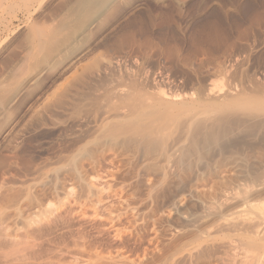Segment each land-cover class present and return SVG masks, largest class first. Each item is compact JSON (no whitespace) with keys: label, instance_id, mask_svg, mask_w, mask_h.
<instances>
[{"label":"rangeland","instance_id":"rangeland-1","mask_svg":"<svg viewBox=\"0 0 264 264\" xmlns=\"http://www.w3.org/2000/svg\"><path fill=\"white\" fill-rule=\"evenodd\" d=\"M73 1L35 0L29 6L0 0V78L11 73L0 104L9 103L15 85L31 80L16 101L0 105V206L12 199L18 204V217L16 207L3 208L0 264H243L251 256L244 236L249 228L231 225L248 216V208L250 218L263 206L264 107L227 112L228 120L246 123L239 121L236 140L231 137L235 143L226 152L214 144L205 153L184 156L183 166L177 164L180 151L194 140V127L185 130L186 115L182 128L171 129L170 140L156 152L159 161H147L148 166L139 145L132 144L143 137L128 130L133 114L149 112L163 91L183 95L175 103L167 100L174 106L199 101L195 113L207 125L220 113L205 106L222 101L230 87L234 98L263 104L264 0H115L89 32L76 28ZM43 32L55 41L41 52ZM19 69L25 71L21 76ZM212 85L223 94L207 97ZM150 125L157 136L159 122ZM214 193L222 202L231 198L229 208L215 203L218 212L209 211ZM260 253L251 264H264Z\"/></svg>","mask_w":264,"mask_h":264},{"label":"bare ground","instance_id":"bare-ground-1","mask_svg":"<svg viewBox=\"0 0 264 264\" xmlns=\"http://www.w3.org/2000/svg\"><path fill=\"white\" fill-rule=\"evenodd\" d=\"M2 1V0H1ZM4 1V0H3ZM35 0H21V2L22 3H24L25 5H28L29 4V6H30V3H33ZM37 1V0H36ZM19 2V1H18ZM74 2V4H72L73 5V7H72V9H71V13H70V15H72L71 17H74L77 21V26H76V28L77 27H80V28H82V30L81 31H84V32H86V31H90L91 30V27L96 23V21H97V18H100V16L105 12V10L106 9H108V8H110L113 4H114V2H115V0H74L73 1ZM43 3V2H42ZM2 4V3H1ZM7 5H8V3H7ZM71 7V6H70ZM9 8V7H8ZM25 8V7H24ZM28 8V7H27ZM28 10V9H27ZM70 10V9H69ZM27 13H29V11L28 12H26V14ZM30 14V13H29ZM3 15V14H2ZM70 17V18H71ZM3 18V17H2ZM73 18V19H74ZM99 20V19H98ZM65 22V21H64ZM67 22V21H66ZM76 22H75V25H76ZM66 24V23H65ZM63 25V24H62ZM65 26V25H64ZM67 27V26H66ZM75 28V27H74ZM74 28H73V30H74ZM79 28V29H80ZM63 29V28H62ZM64 31V30H63ZM87 32V33H88ZM57 34V33H56ZM59 34V33H58ZM39 35V34H38ZM45 35H46V33H45ZM36 36H37V33H36ZM56 36V35H55ZM38 37V36H37ZM36 37V38H37ZM40 37L42 38V36L40 35ZM43 37H44V32H43ZM49 37H51V35H49ZM47 38L46 39V36L44 37L45 38V40L43 41V42H41V40H40V42L41 43H39V44H41L40 46H39V48H41V52H42V50L44 49V50H48V49H51V47L53 46V41H55V37H54V40H52L53 38H51V40H48V39H50V38ZM34 38V37H33ZM33 38H32V40H33ZM40 38V39H41ZM43 38V39H44ZM57 41V40H56ZM36 42V41H35ZM32 44H33V42H32ZM54 47V46H53ZM39 48H38V50H39ZM36 49V48H35ZM34 49V50H35ZM29 52V51H28ZM27 52V53H28ZM36 53V52H35ZM37 54V53H36ZM35 54V55H36ZM29 55H30V53H29ZM28 55V56H29ZM53 55V54H52ZM39 56H40V54H39ZM45 57V56H44ZM27 58V57H26ZM25 58V59H26ZM35 59H36V57H34ZM42 58H43V56H42ZM48 58V57H47ZM28 60V59H27ZM26 60V61H27ZM46 60V59H45ZM34 61V60H33ZM15 62V61H14ZM20 62V61H19ZM28 63H29V61H27ZM31 62V61H30ZM34 63V62H33ZM38 63H39V61H38ZM16 65V64H15ZM21 65H28L26 62L24 63L23 61H21ZM31 65V64H30ZM19 66V68L21 67V69H22V66H20V64L18 63V65H17V67ZM33 66H35V65H33ZM33 66H32V68H33ZM15 67V66H14ZM26 67V66H25ZM30 67V66H29ZM38 67H39V65H38ZM28 68V67H27ZM14 69H16V68H14ZM21 69H19V70H21ZM23 70V69H22ZM21 70V74H20V76L25 72H23ZM12 72H14V70L12 71ZM16 73L17 72H19L18 71V68L16 69V71H15ZM28 72H30L29 70H28ZM10 73V72H9ZM16 73H15V75H16ZM10 75H11V73H10ZM10 75H8V73L6 74V75H4L3 77H4V79H1L0 78V98H2V96H5L7 93H8V90H9V87H8V84L10 83V81H9V79L11 78V77H9ZM18 75V74H17ZM14 76V75H13ZM19 76V75H18ZM34 76V75H33ZM16 77V76H15ZM9 78V79H8ZM13 79H15L14 77H12ZM17 78V77H16ZM18 79H19V77H18ZM18 79L16 80L17 82H18ZM20 80V79H19ZM12 81V80H11ZM9 82V83H8ZM17 82H15V83H17ZM29 82H31V80L30 79H26V80H22V82H19L18 83V86H14V87H16V90H14L15 91V93H14V96H11L10 98H11V100L9 101V103L7 104L6 102L5 103H2V104H7V107H8V105H10L11 104V102L13 103L14 101L13 100H15L23 91H24V89H25V87L27 86V84H29ZM11 83H13V82H11ZM33 83V82H32ZM12 86V85H11ZM214 85H212L209 89H208V93H207V97H211V96H214V95H221V91H216L215 90V87H213ZM13 89H15V88H13ZM220 89V88H219ZM218 89V90H219ZM223 89V88H222ZM222 89H220V90H222ZM233 89V88H232ZM229 90V89H228ZM228 90H226L227 92H228ZM227 92H225L226 93V98L224 97V99L221 101H219V103L217 104L216 102L215 103H213L212 105L210 104H208V106H205V107H207L206 108V111H208V112H210V111H213V113H217L218 112V114L220 113V116L218 117V118H215L216 120L214 121L213 120V118H211V120H213L214 122L212 123L211 122V124L210 125H207L206 123H205V121L202 119V117H201V119H198V113L196 114L195 112H197L196 110L198 109L197 107L199 106V105H201V103H199V101H192L191 103H189V102H186V103H182V102H185L183 99V101L180 103V105L179 106H174L172 103V101H170L171 103H169L167 100L169 99H172L173 101H174V103H175V101H177L178 99H180V98H182V96H180V94L178 93V95L176 94V95H172L171 94V96L169 95V94H167V93H165V91H163V92H161V95H162V98H159V99H161V100H159V103L155 106V107H149V112H147V113H144L143 111H137L138 113H136V114H133L134 116L131 118V124H132V126H131V130H128V132L129 131H132V132H130L131 133V135H132V133H134V134H137V135H140L141 136V140H139L138 139V142H137V139H135L134 138V140H136V142H134L133 140V142H132V144L134 143H136L135 145H139V147H136L137 148V150H139L140 151V153H141V157L142 158H144V160H146L145 162H143L142 161V159H141V161L143 162V164L145 163L146 164V166H148V162L147 161H150V163H151V161H153V160H155V159H157V158H155L156 156H155V154H157L156 152L158 151V149H161L162 147L161 146H163V144H166V140H167V138H169L168 136L169 135H171V131L175 128L176 129V127L178 128V126H180L181 128H182V125L180 124L181 123V120L183 121V120H185V118L187 117V119H186V121L185 122H188V126L185 128V130L187 129L188 131H190L191 130V128H193L192 129V136H193V142H192V144H191V146L190 147H188L189 149H187V148H185L184 147V149H181V147L183 146H180L179 147V150L177 151V152H179L180 151V149H181V151L180 152H182L181 154V157H182V159L181 158H178V160H177V164H181V163H183V159L184 158H186V157H184V156H192V154H194V153H200L201 154V152L203 151L204 153H205V151L204 150H206V152H207V149H209L210 147H212V145H214V144H216V145H220V148H222V150H227V148L229 147V146H232L233 144L232 143H235L234 142V140H232V138L231 137H233V139H235L236 137H234V136H236V134H234V133H236V129H238L237 127H238V125H239V121H241V123H242V121L243 120H238L237 118V120H234V118H233V120L231 119H227L230 115L227 113V112H229L230 114H231V112L230 111H232V112H234L235 110L237 111V110H239V109H247L248 107H251V110L250 111H252V109H254V108H260V107H264V103L262 104H260L259 102L257 103V101L256 102H252L249 98H247V97H245V96H243V98L244 99H236V98H234L233 96H231V94H232V92H231V87H230V91L228 92V95H227ZM9 93H11V92H9ZM134 93V92H133ZM138 93V92H137ZM235 93V92H234ZM185 94V93H184ZM223 94V93H222ZM241 94V97H242V93H240ZM245 94V93H244ZM135 95V94H134ZM133 95V96H134ZM160 95V96H161ZM194 95V94H193ZM202 95V94H201ZM132 96V97H133ZM142 96V95H141ZM185 96V95H184ZM187 96H189V95H187ZM203 96V95H202ZM216 96V97H217ZM231 96V97H230ZM238 96V95H237ZM236 96V97H237ZM131 97V98H132ZM140 97V96H139ZM193 97V96H192ZM192 97H190V98H192ZM201 97V96H200ZM204 97H206L205 95H204ZM206 97V98H207ZM222 97V98H223ZM127 98V97H126ZM131 98H130V100H131ZM202 98V97H201ZM212 98V97H211ZM215 98V97H214ZM220 98V97H219ZM221 98V99H222ZM249 99L248 101H246L247 99ZM8 98H6V100H7ZM195 99V98H194ZM217 99H218V97H217ZM191 100H193V99H191ZM199 100V99H198ZM202 100V99H201ZM203 100H204V98H203ZM206 100V99H205ZM254 100V99H253ZM256 100V99H255ZM5 101V100H4ZM8 101V100H7ZM16 101V100H15ZM178 101H180V100H178ZM213 101H215L214 99H213ZM142 102V101H141ZM212 102V101H211ZM262 102V101H261ZM127 103V102H126ZM179 103V102H178ZM177 103V104H178ZM209 103V102H208ZM2 104H0V105H2ZM131 104H132V102H131ZM142 104V103H141ZM199 104V105H198ZM204 104V103H203ZM202 104V105H203ZM109 105V104H108ZM121 105H123V104H121ZM126 105V104H125ZM154 105V104H153ZM130 106H132V105H130ZM144 106H146V105H144ZM143 106V107H144ZM152 106V105H151ZM204 106V105H203ZM254 108H253V107ZM114 107V106H113ZM117 107V106H116ZM127 107V106H126ZM129 107V106H128ZM135 107H137V106H135ZM208 107H210L209 109H208ZM122 108V107H121ZM256 108V109H257ZM124 109V108H123ZM136 109H138V108H136ZM143 109H146V107L145 108H143ZM152 109V110H151ZM205 109V108H204ZM112 110V109H111ZM119 110V109H118ZM125 110V109H124ZM148 110V109H147ZM264 110V109H263ZM199 111V110H198ZM205 111V110H204ZM204 111H202L201 110V113L203 112V113H205ZM249 111V112H250ZM256 111H258V110H256ZM260 111V110H259ZM129 112V111H128ZM146 112V111H145ZM238 112V111H237ZM240 112H242V111H239L238 113H240ZM248 112V111H247ZM261 112H262V110H261ZM201 113H200V115H201ZM235 113V112H234ZM233 113V114H234ZM244 113V112H243ZM245 113H246V111H245ZM210 114V113H209ZM186 115V117H184V119H182L183 118V116H185ZM199 115V116H200ZM215 115V114H214ZM252 115V114H251ZM250 114H249V117L251 116ZM181 116H182V118H181ZM190 116V117H189ZM203 117H204V115H202ZM207 116H209V115H207ZM212 116H213V114H212ZM236 116V115H235ZM234 116V117H235ZM238 116V115H237ZM255 116V115H254ZM189 117V118H188ZM231 117V116H230ZM205 118V117H204ZM253 118V117H252ZM109 119V118H108ZM120 119V118H119ZM145 119L146 120H149V122H147V121H145ZM210 119V118H209ZM242 119H244V121H245V119H246V117L245 118H242ZM248 119V118H247ZM102 120V119H101ZM117 120V119H116ZM129 120V119H128ZM206 120V119H205ZM111 121V120H110ZM115 121V120H114ZM118 121V120H117ZM130 121L128 122H126V123H129L130 124ZM155 121H157V124H158V122H159V125H158V128L157 129H155L154 131H156V133H157V136H152V132H151V130H150V124H151V122H155ZM252 121V120H251ZM250 121V122H251ZM184 122V121H183ZM183 122H182V124H183ZM247 123H249V121H246ZM253 123H255V125L257 124V126L260 124V121H258L259 122V124H258V122L256 123V121H252ZM264 122V121H263ZM263 122H261V123H263ZM106 123H109V122H106ZM118 123V122H117ZM120 123V122H119ZM209 123H210V121H209ZM208 123V124H209ZM241 123H240V126H246V123L244 124V122L242 123L243 125H241ZM252 123V124H253ZM121 124V123H120ZM125 124V123H124ZM123 124V125H124ZM153 124V123H152ZM174 126H172V125ZM114 125V124H113ZM184 125H185V123H184ZM254 125V124H253ZM254 125V127H256ZM261 125V124H260ZM262 125H264V124H262ZM261 125V126H262ZM115 126V125H114ZM113 126V127H114ZM116 126H117V124H116ZM115 126V128H117ZM129 126V125H128ZM186 126V125H185ZM111 128V127H109V129H114V128ZM118 127H119V124H118ZM248 128H249V126H247ZM254 127H253V129H254ZM240 128V127H239ZM241 128H243V127H241ZM240 128V129H241ZM244 128H246V127H244ZM243 128V129H244ZM258 128V127H257ZM259 128H260V126H259ZM122 129H124L123 127H122ZM129 129V128H128ZM172 129V130H171ZM180 129V128H179ZM250 129H251V126H250ZM252 129V130H253ZM120 130V129H119ZM163 130H164V132H166L165 130H168V132L170 133H166V134H162L163 133ZM236 130V131H235ZM248 131H249V129H247ZM257 130H260V129H257ZM111 131V130H110ZM109 131V132H110ZM175 131V130H174ZM187 131V132H188ZM247 131V132H248ZM255 131H256V128H255ZM262 131H264V130H262ZM262 131H261V133H262ZM112 132V131H111ZM115 132H116V129H115ZM126 132V131H125ZM186 132V131H185ZM237 132H239V131H237ZM244 132V131H243ZM124 133V132H123ZM182 133H183V131H182ZM244 133H246V131L244 132ZM253 133V132H252ZM257 133V132H256ZM255 133V134H256ZM260 133V134H261ZM112 134V133H111ZM120 134V133H119ZM127 134V133H126ZM133 134V135H134ZM159 134H161V138H159L160 140H157L158 138V135ZM180 134V133H179ZM249 134V133H248ZM259 134V135H260ZM263 134V133H262ZM118 135V134H117ZM128 135V134H127ZM132 135V136H133ZM136 135V136H137ZM185 135V134H184ZM187 135V134H186ZM189 135V134H188ZM188 135L186 136V137H188ZM129 136V135H128ZM131 136V137H132ZM173 136V135H172ZM239 136V135H238ZM252 136V135H251ZM264 136V135H263ZM117 137V136H116ZM124 137H126V136H124ZM185 137V138H186ZM260 137V136H259ZM179 138V137H178ZM183 138V137H182ZM184 138V139H185ZM127 139V138H126ZM117 140V139H116ZM125 140V139H124ZM131 140V139H130ZM129 140V141H130ZM169 140H170V138H169ZM172 140V139H171ZM236 140V139H235ZM244 140V139H243ZM246 140V139H245ZM126 141V140H125ZM176 141V143H177V145H180L177 141H182L181 140V138L180 139H176L175 140ZM189 141V140H188ZM127 142V141H126ZM131 142V141H130ZM186 142V141H185ZM124 143V142H123ZM171 143H174V141L173 142H171ZM184 143V142H183ZM244 143H245V141H244ZM128 144H129V142H128ZM247 144V143H246ZM125 145V144H124ZM137 145V146H138ZM172 145V144H171ZM175 145V147H176V144H174ZM127 146V145H126ZM170 146V145H169ZM215 146V145H214ZM245 146V145H244ZM133 147V146H132ZM173 147V146H172ZM240 147H241V145H240ZM239 147V148H240ZM127 148H128V146H127ZM131 148V147H130ZM166 147H164L162 150H163V152L166 150L165 149ZM170 148V147H169ZM177 148V147H176ZM230 148V147H229ZM129 150V149H128ZM168 150H170V149H168ZM125 151V150H124ZM238 151V150H237ZM240 151V150H239ZM159 152H161V150H159ZM158 152V153H159ZM170 152H172V149H171V151ZM176 152V153H177ZM213 152V151H212ZM226 152V151H225ZM224 152V153H225ZM229 152H231V151H229ZM124 153V152H123ZM127 153V152H126ZM162 153V152H161ZM160 153V154H161ZM167 154H168V152H166ZM209 153V152H208ZM233 153V152H232ZM232 153H231V155H232ZM128 154V153H127ZM173 153H171V154H169L170 156L172 155ZM178 154V153H177ZM211 154V153H210ZM209 154V155H210ZM220 154V153H219ZM244 154V153H243ZM164 155V154H163ZM195 155V154H194ZM198 155V154H197ZM208 155V154H207ZM206 155V156H207ZM209 155H208V157H209ZM217 155V154H216ZM216 155H214V156H216ZM225 155V154H224ZM158 156V155H157ZM167 156V155H166ZM174 156H175V154H174ZM206 156H205V158H206ZM226 156V155H225ZM228 156V155H227ZM242 156V155H241ZM140 157V158H141ZM159 157V156H158ZM164 157V156H163ZM179 157H180V155H179ZM194 157V156H193ZM135 158V157H134ZM161 158V157H160ZM166 158V157H165ZM164 158V159H165ZM171 158H172V156H171ZM176 158V157H175ZM188 158V157H187ZM190 158H192V157H190ZM189 158V159H190ZM195 158V157H194ZM200 158H201V156H200ZM228 158V157H227ZM159 159V158H158ZM157 159V160H158ZM170 159V158H169ZM168 159V160H169ZM174 159V158H173ZM208 159V158H207ZM217 159V158H216ZM121 160H123V159H121ZM138 160V159H137ZM156 160V161H157ZM161 160V159H160ZM170 160H172V159H170ZM203 160H205L204 158H203ZM224 160V159H223ZM132 161H134V160H132ZM155 161V162H156ZM159 161V160H158ZM197 161H199V160H197ZM202 161V160H201ZM154 162V161H153ZM152 162V163H153ZM165 162H166V160H165ZM170 162V161H169ZM174 162V161H173ZM172 162V163H173ZM148 163V164H147ZM164 163V162H163ZM167 163V162H166ZM203 163V162H202ZM216 163V162H215ZM222 163H223V161H222ZM126 164V163H125ZM155 164H157V163H154V164H151L150 166V169H146V170H149V171H151V169H154L155 167H156V165ZM159 164H160V162H159ZM225 164V163H224ZM127 165V164H126ZM166 165V164H165ZM182 165V164H181ZM189 165V164H188ZM124 166V165H123ZM159 166L160 165H158L157 167L159 168ZM179 166V165H178ZM183 166V165H182ZM182 166H181V168H182ZM125 167V166H124ZM144 167V166H143ZM164 167V166H163ZM162 167V168H163ZM166 167V166H165ZM185 167V166H184ZM187 167V166H186ZM140 169V168H139ZM157 169V168H156ZM121 170V169H120ZM119 170V171H120ZM136 170V169H135ZM145 170V171H146ZM165 170V169H164ZM142 171V170H141ZM155 171V170H154ZM251 171H253V170H251ZM164 172V171H163ZM169 172V171H168ZM214 172V171H213ZM243 172V171H242ZM142 173V172H141ZM250 173V172H249ZM145 174V173H144ZM242 174V173H241ZM156 175V174H155ZM165 175V174H164ZM216 175V174H215ZM224 175V174H223ZM222 174H221V176H223ZM251 175V174H250ZM148 176V175H147ZM153 176V175H152ZM214 176V175H213ZM226 176H228V175H226ZM254 176V175H253ZM167 177V176H166ZM217 177V176H216ZM222 178V177H221ZM226 178H228V177H226ZM255 178V177H254ZM166 179V178H165ZM203 179V178H202ZM230 179V178H229ZM242 179V178H241ZM206 181V180H205ZM203 182V181H202ZM226 184V183H225ZM204 185V184H203ZM219 185V184H218ZM221 185V184H220ZM223 186V185H222ZM230 186V185H229ZM225 187V186H224ZM214 188H215V186H214ZM220 188V187H219ZM249 187H247V189H248ZM218 189V188H217ZM227 189V188H226ZM225 189V190H226ZM230 189H232V188H230ZM229 189V190H230ZM250 189V188H249ZM3 190H4V188H3ZM2 190V187H0V195H2L3 193H1V191H3ZM220 190V189H219ZM224 190V191H225ZM245 189H241V191H244ZM23 191V190H22ZM221 191V190H220ZM227 192H228V190H226ZM235 191V190H234ZM249 191H251V190H249ZM28 192V191H27ZM30 192V191H29ZM245 192H247L246 190H245ZM216 193V192H215ZM215 193H214V197L216 196L215 195ZM225 193V192H224ZM241 193H244V192H241ZM249 193V192H248ZM247 193V194H248ZM252 193V192H251ZM251 193H249V195H250V198H251ZM217 194H219V193H217ZM220 194H221V192H220ZM236 194V193H235ZM240 195V193L238 192L237 193V195ZM246 193H245V195H247ZM209 195V194H208ZM212 195H213V192H212ZM212 195H210V196H212ZM224 195V194H223ZM236 196V195H234L235 196V198H237L238 199V197H239V200H240V196ZM244 195V194H243ZM23 196V195H22ZM27 196H28V194H27ZM220 196V195H219ZM226 196V195H225ZM228 196V195H227ZM233 196V195H232ZM241 196H242V194H241ZM3 197V196H2ZM2 197H0V198H2ZM208 197V196H207ZM221 197V196H220ZM246 197V196H245ZM245 197H241L243 200H244V198ZM249 197V196H248ZM217 198H218V196H217ZM216 197L214 198V199H216V200H219V199H217ZM223 198H225V197H223ZM9 199V198H8ZM23 199V198H22ZM208 199V198H207ZM210 199H212V197L210 198ZM228 199H231V198H228ZM228 199H224L223 201L224 202H222V199H220L219 201L220 202H222V204H219V203H217L216 202V200H215V202L213 203V202H209L208 200V205H207V207L206 208H208L209 209V211H211L212 212V210L213 211H215V209L217 208L216 207V205L218 204V205H221V206H223L224 208L226 207V209H227V206H228V208H229V206H230V203H229V200ZM247 199V197L245 198V201L244 202H242V201H240L241 203H243V205H241L244 209H245V207H247L246 205L247 204H249L248 203V199ZM0 200H2V199H0ZM204 200V199H203ZM213 200V199H212ZM13 201V199L9 202V203H6V205H4V207H6L7 206V208L9 209V208H11V210H12V208H14V207H16V205L18 206V204L16 203V205H15V203L14 202H12ZM205 201V200H204ZM218 201V202H219ZM232 201H235V199H233V200H230V202H232ZM238 201V200H237ZM251 201V200H250ZM249 201V202H250ZM239 202V201H238ZM239 202V203H240ZM3 204L4 202H0V204ZM14 203V204H13ZM204 203V202H203ZM202 203V204H203ZM216 203V205L214 206V204ZM229 203V205H227ZM234 203V202H233ZM233 203H232V205H233ZM240 203V204H241ZM251 203V202H250ZM40 204V203H39ZM205 204V203H204ZM20 205V204H19ZM31 205H32V203H31ZM34 205V204H33ZM45 205V204H44ZM225 205H227V206H225ZM260 205H261V203H260ZM263 206H259L258 207V209L257 210H259L258 212V215L257 216H252V217H248L249 215H253V214H251L250 212H248L249 211V209L250 208H248V210H246L247 211V214L246 215H248V216H246L244 219H239L238 218V215H237V217H235L236 216V214H238V212L235 214V218H238L240 221H238L237 219H235V220H237L238 222L236 223L235 221V224H233V225H231V226H233L234 227V229H236V230H239V228H238V225H242V226H245V225H247L246 226V228L248 229L249 228V230H247L246 231V233H245V235L244 236H246L245 238H247V242H246V245H247V247H248V249H249V251H250V254H251V256L249 255V254H247V256H246V260H245V262L243 263V264H251L250 262L251 261H253L254 259L256 260V258H258L257 256L259 255V254H261L260 253V251L261 250H263V252H264V202H263V204H262ZM51 206V205H50ZM204 206H206V205H204ZM235 206V205H234ZM238 206V205H237ZM240 206V205H239ZM238 206V207H239ZM257 206V205H256ZM2 205L0 206V234H1V226L3 225L1 222L3 221L2 219V217H3V211H5L4 208ZM41 207V206H40ZM49 207V206H48ZM203 207V206H202ZM216 207V208H215ZM220 207V206H219ZM218 207V208H219ZM222 207V208H223ZM233 207V206H232ZM232 207H230L231 208V210H233L234 209V207H233V209H232ZM238 207H237V209H238ZM250 207H255V205L253 206L252 205V203H251V206ZM4 208V209H3ZM7 208H6V210H7ZM17 208L18 207H16L14 210H15V215L17 216V214H16V211H17V213H18V210H17ZM32 208H34V207H32ZM47 209V208H46ZM208 209H207V211H208ZM236 209V208H235ZM234 209V210H235ZM244 209H243V211H244ZM20 210V209H19ZM40 210V209H39ZM50 210V209H49ZM48 210V211H49ZM201 210V209H200ZM217 210V209H216ZM224 210V209H223ZM231 210H229V212H231ZM255 210V209H254ZM10 211V210H9ZM42 211V210H41ZM208 211V212H209ZM224 211H226V210H224ZM223 211V212H224ZM242 211V209H241V211L239 212L240 213V217H241V213L243 212ZM205 212V211H204ZM203 212V213H204ZM216 212V211H215ZM218 212V211H217ZM216 212V213H217ZM221 212V211H220ZM223 212H221L222 214H223ZM228 212V211H227ZM226 212V213H227ZM6 213V212H5ZM46 213V212H45ZM51 213H53V212H51ZM207 213V212H206ZM216 213H214V214H216ZM220 213V214H221ZM232 213H235V211L234 212H232ZM246 213V212H245ZM245 213H244V215H245ZM250 213V214H249ZM37 214H41V213H37ZM212 214V213H211ZM219 214V213H218ZM217 214V215H218ZM19 215V214H18ZM209 215H210V213H209ZM255 215V214H254ZM39 216V215H38ZM225 216V215H224ZM18 217V216H17ZM31 217V216H30ZM37 217V216H36ZM44 217H45V214H44ZM243 217V216H242ZM8 218V217H7ZM7 218H6V220H7ZM216 218V217H215ZM228 218V217H227ZM221 217H220V222H222L221 221ZM5 220V216H4V222L6 221ZM183 221V220H182ZM228 221V220H227ZM195 222V221H194ZM201 222V221H200ZM187 223V222H186ZM217 223V222H216ZM228 223V222H227ZM229 223H231V222H229ZM25 224H27L26 222H25ZM202 224V223H201ZM215 224V223H214ZM220 225V223L218 222L217 223V225ZM195 225V224H194ZM216 225V226H217ZM227 225V224H226ZM225 225V226H226ZM185 226V225H184ZM224 226V227H225ZM228 226V225H227ZM230 225H229V227H228V229L231 227ZM197 227V226H196ZM211 227V226H210ZM213 227V226H212ZM218 227V226H217ZM221 227V226H220ZM240 227V226H239ZM188 228V227H187ZM195 228V227H194ZM232 228V227H231ZM238 228V229H237ZM241 229L243 228V230H245L244 228L245 227H240ZM218 229V228H217ZM224 229V228H223ZM226 229V228H225ZM186 230V229H185ZM205 230V229H204ZM221 230V229H220ZM227 230V229H226ZM184 231V230H183ZM187 231V230H186ZM211 231V230H210ZM188 232V231H187ZM200 232H202V230L200 231ZM240 232H241V230H240ZM244 232L245 231H243V234H244ZM184 233V232H183ZM198 233V232H197ZM214 233V232H213ZM216 233V232H215ZM218 233V232H217ZM234 233V232H233ZM237 233V232H236ZM243 234H239V235H243ZM202 235V234H201ZM210 235V234H209ZM231 235H233V234H231ZM238 235V236H239ZM204 236V235H203ZM203 236H201V237H203ZM226 236V235H225ZM234 236V235H233ZM237 236V235H236ZM243 236V237H244ZM175 237V236H174ZM173 237V238H174ZM195 237V236H194ZM196 237H198V235H196ZM205 238V237H204ZM240 238H241V236H240ZM190 239V238H189ZM195 238H193V240H194ZM236 239V238H235ZM193 240H191V241H193ZM198 240V239H197ZM202 240H203V238H202ZM173 241V240H172ZM196 241V240H195ZM194 242V241H193ZM197 242V241H196ZM237 244H238V242H236ZM244 243V242H243ZM229 244H231V243H229ZM236 244V245H237ZM242 244V243H241ZM0 245H1V242H0ZM185 245V244H184ZM202 245V244H201ZM239 245V244H238ZM203 246V245H202ZM172 247V246H171ZM175 247V246H174ZM181 247H183V246H181ZM185 247V246H184ZM192 247H193V245H192ZM205 247V246H204ZM213 247V246H212ZM186 248H187V246H186ZM206 248V247H205ZM236 248V247H235ZM189 249V248H188ZM194 249V248H193ZM215 249V248H214ZM237 249V248H236ZM240 249V248H239ZM238 249V250H239ZM234 250V249H233ZM189 251V250H188ZM192 251V250H191ZM202 251V250H201ZM173 252V251H172ZM184 252V251H183ZM195 252V251H194ZM204 252V251H203ZM208 252V251H207ZM228 252V251H227ZM178 253V252H177ZM180 253V252H179ZM205 253H206V250H205ZM217 253V252H216ZM183 254V253H182ZM201 254H203L202 252H201ZM212 254V253H211ZM234 254V253H233ZM10 255V254H9ZM205 255V254H204ZM206 255H207V253H206ZM209 255V254H208ZM262 255H264V254H262ZM6 256H8V255H6ZM171 256V255H170ZM177 256V255H176ZM213 256V255H212ZM220 256V255H219ZM227 256V255H226ZM230 256V255H229ZM236 256V255H235ZM244 256V257H245ZM202 257V256H201ZM261 256H259V258H260ZM13 258V257H12ZM170 258H172V257H170ZM196 258V257H195ZM199 258H200V255H199ZM203 258V257H202ZM10 259V258H9ZM17 259H19V258H17ZM173 259V258H172ZM204 259V258H203ZM233 259V258H232ZM244 259V258H243ZM242 259V260H243ZM23 260V259H22ZM202 260V259H201ZM200 260V261H201ZM234 260V259H233ZM254 260V261H255ZM264 260V259H263ZM170 261V260H169ZM168 261V262H169ZM235 261V260H234ZM258 261V260H257ZM17 262V261H16ZM231 262V261H230ZM229 262V263H230ZM241 262V264H242V261H240ZM239 262V263H240ZM2 263V262H1ZM170 263V262H169ZM234 263V262H233ZM166 264V263H165ZM168 264V263H167ZM255 264H257L256 262H255Z\"/></svg>","mask_w":264,"mask_h":264}]
</instances>
